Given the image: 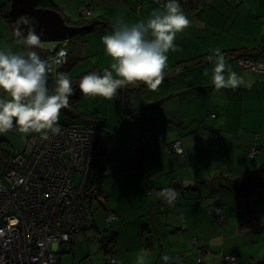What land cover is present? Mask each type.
<instances>
[{
    "label": "crops",
    "instance_id": "0c3cea01",
    "mask_svg": "<svg viewBox=\"0 0 264 264\" xmlns=\"http://www.w3.org/2000/svg\"><path fill=\"white\" fill-rule=\"evenodd\" d=\"M116 1L118 5H115ZM201 1V10L196 9L195 4L183 10L191 25L177 34V50L167 54L164 71L179 62L212 55V50L217 47L225 54L241 49L264 48V0ZM85 7L90 8L91 19L99 18L110 24L116 21L111 17L113 12L122 11L124 22L133 24L146 21L154 10L162 9L155 0H86L81 12ZM228 10L239 17L244 14L251 27L246 28L239 21L229 25L224 21ZM111 31L100 26L88 33L81 47L80 59L73 68L86 60H90L89 63L95 64L96 68L102 66L97 55L106 52L90 54L87 51L89 40L93 37L101 40ZM206 37L210 38L207 43L199 40ZM191 41H197V45L192 47ZM94 57L96 61H91ZM227 61L234 71L244 76L246 86L217 91L211 80L214 64L203 62L192 73L180 74L177 80H173L175 77L163 80L155 91L148 88V98L129 102V110L126 108L128 98L120 94L124 109L119 102H115L123 111L120 119L109 118L105 124L92 114L74 121L93 125L99 131V150L107 158V168L112 174L100 181H103L100 187L107 195L106 203L101 206L105 215L95 214L91 230L99 233L98 227L103 228L97 223L96 216H100L101 222H105L108 212L119 216L112 227L117 233L115 255L119 264H139L138 255L144 257V264H164L161 257L165 254L174 260L178 256V264H225L224 256L231 253L239 258L238 264H264V210H258V204L253 201L256 192L250 190L245 193L241 186L230 183L232 179L249 177L264 164V114H260L262 118L258 121V116L247 109L248 101L261 99L264 73L241 70L231 54ZM205 69L208 76L204 75ZM247 92L250 93L246 96ZM193 93L200 95L196 98L197 112L202 109L200 115L192 113L195 101L187 109L188 102L181 97ZM168 100H173L172 106L166 103ZM214 114L216 117L211 118ZM204 120L212 125H207L209 129L219 133L220 141L212 142L207 131L201 132ZM254 131H259V136L253 137ZM176 142H180L183 155L179 156L173 150L172 145ZM113 147L118 152V155L113 154L118 163L111 164L109 155ZM252 148L259 151L253 158L249 155ZM219 153H222L220 157ZM218 176L221 179L211 183L212 187L202 194L195 189V186L204 185L206 179ZM219 181L228 182L229 187L221 188ZM217 185L222 190L219 189L214 197L210 191ZM166 187H173L180 194L173 206L165 203L160 196ZM112 200L115 205L111 204ZM178 211L181 215L177 214ZM140 216L142 228H139ZM157 228L160 240L155 235ZM168 230L169 234H174L172 244L161 247L160 243L167 240L162 232ZM86 231L73 243H68L72 245L67 252H72V264H78L86 257H91L94 264L89 249L87 253L79 250L80 242L87 239L89 231ZM224 234L226 237H223ZM227 237L234 245L228 242ZM222 244H226V248ZM103 263L108 264L105 255Z\"/></svg>",
    "mask_w": 264,
    "mask_h": 264
},
{
    "label": "built area",
    "instance_id": "2783aa9c",
    "mask_svg": "<svg viewBox=\"0 0 264 264\" xmlns=\"http://www.w3.org/2000/svg\"><path fill=\"white\" fill-rule=\"evenodd\" d=\"M163 8L167 0H155ZM182 6L191 0H179ZM82 14L89 16L90 9ZM65 47L52 58L51 73L66 63ZM238 65L258 71L264 65L251 58L239 59ZM58 134L31 137L24 151L12 154L11 166L0 172V264H61L60 247L73 243L86 230L94 227L95 203L103 206L107 195L100 181L110 176L105 157L99 150V131L88 124H62ZM174 151L183 155L180 142ZM251 155L258 153L252 148ZM99 158V159H100ZM80 176L79 181L74 176ZM119 217L110 212L107 225ZM108 264L116 261L114 249L104 251ZM235 254L224 256L225 264H238ZM78 264H93L91 257Z\"/></svg>",
    "mask_w": 264,
    "mask_h": 264
},
{
    "label": "clouds",
    "instance_id": "9594fccd",
    "mask_svg": "<svg viewBox=\"0 0 264 264\" xmlns=\"http://www.w3.org/2000/svg\"><path fill=\"white\" fill-rule=\"evenodd\" d=\"M16 23L26 26V34L17 31L18 45L23 50L12 51L11 47L0 48V134L15 129L22 135L41 134L47 140L49 133L60 132L61 109L69 106L74 94L72 80L65 72H56L49 85L51 68L35 50L40 46L43 33L36 31L38 21L27 14L18 17ZM191 25L179 0H167L162 9L154 10L145 20L128 24L117 18L110 34L102 36L106 54L113 63L102 73L92 71L79 81V89L85 97H102L111 100L119 89L142 82L155 91L164 79L168 53L177 50L175 40L178 33ZM208 60L213 62L211 76L217 91L246 86L243 75L234 71L219 47L212 50ZM208 76V70H204ZM179 192L173 187L164 188L160 196L173 206ZM139 264L144 257L138 255ZM164 264H178L179 257L165 254ZM113 264H119L113 261Z\"/></svg>",
    "mask_w": 264,
    "mask_h": 264
},
{
    "label": "rangeland",
    "instance_id": "374dc122",
    "mask_svg": "<svg viewBox=\"0 0 264 264\" xmlns=\"http://www.w3.org/2000/svg\"><path fill=\"white\" fill-rule=\"evenodd\" d=\"M3 1L4 0H0V48L11 47L12 51L19 52L20 45H18L16 43L17 39H14V37H13L12 28L7 23V21L4 19V17L2 16V13H1ZM54 1L58 5V7L62 11V13L65 14L66 17L69 18L71 21L75 22V21H78L79 19L82 18L81 9L85 5L86 0H54ZM115 5H118L117 1L115 2ZM110 14H114V15H111V17H112V19H115V20L117 18H123V20H124V18H125L124 13L122 11L113 12ZM135 14L137 16H141L140 13H135ZM224 21L228 22L229 25L239 21L240 24H242V26H246V28L251 27L250 26L251 23L247 22V17L244 14H242V16L239 17L237 14L231 12L230 10L227 11L226 18ZM205 33L208 34L209 32L205 31ZM199 40L204 42V43H207V42H209L210 38H207V37L206 38H200ZM89 41H90V45H89V48L87 51L90 54L95 53L97 55L98 54L97 52L100 53L103 50H105L104 47L102 48V43H101L100 39L93 37ZM190 45L192 47L196 46L197 41H191ZM56 46H57V44L54 42H42V43H40V47L46 48V49H54ZM84 55H87V53H84ZM68 57L69 56L67 55L66 59H65L66 61L68 60ZM97 57H98L97 60L101 59V61H100L102 64V66H100L101 68L99 66L96 68L95 64H93L92 62H90L91 63L90 64L89 63L90 60H86L80 66L73 68L70 72V75L72 77H74L77 75H81L82 73L91 72L93 69L104 71L105 69H109L110 64L113 63L112 58L109 57L107 54H100L99 56L97 55ZM95 59H96V57L92 58L91 61H96ZM193 76H194L195 81H196L197 80L196 76L194 74H193ZM193 76H191L190 78H192ZM174 77H175V79L173 78V80H177L178 78L181 77V75H176ZM135 85H136L135 87H133L132 85H128V86L124 87V88H126V95L128 98L127 103L134 101L135 99H140V98L147 99L148 98V94L146 93V91L148 90V87L145 84H143L142 82H137ZM149 91H150V89H149ZM249 93L250 92H247V93H245V95L247 96ZM189 94L181 96V97H185V100H187V102L189 103V104L187 103L186 108L189 109V107L191 105L190 103L195 101V103L192 104L193 115L194 114L195 115L196 114L197 115L202 114V109L199 110L198 112L196 109L197 108L196 98L199 97L200 95L198 93H193L191 95H189ZM261 95H262L261 99L251 101V102L250 101L247 102V107H248L247 109H249L250 111L255 113L254 116H258V121L262 118L261 115L264 114V112H263L264 111V91H261ZM5 97H6V95H5ZM190 98H192L193 100H190ZM116 101L119 102L121 105V108L124 109V106L122 103V98H121L120 94H117L111 100H107V99H104V98L99 97V96H97V97H91V96L84 97L78 103V111L80 113H85L88 115L94 114V115L98 116L106 124L109 122L108 121L109 118L112 120L120 119V115L123 114V111L121 112L120 109L117 107V105L115 103ZM166 103H169L172 106L173 100H168ZM255 103H257V105H255ZM257 109H259V110H257ZM147 110H148V108H147ZM63 115L64 114L60 112L59 123H62V124L68 123V122H62V121H66L65 120L66 118L63 117ZM96 122L98 123V121H96ZM75 124H83V123H75ZM254 132L260 133L259 131H254ZM38 136H41V134L31 133L27 136H24V135L20 134L15 129V127L13 128V130H11L10 132H8L6 134H0V159L5 160L4 156L11 155L16 150L24 151L29 139L31 137H38ZM116 152H117V150H115L113 147L112 152L109 155L111 164L113 162L118 163V159L113 155V154L118 155V152L117 153ZM221 155H222V153L219 155V157ZM11 160H12V157H11ZM79 177L80 176L76 175V176H74V179H76V181H79ZM102 182H100L101 187H102V184H101ZM211 187H212L211 185H209L207 187L205 185H201L199 187V191L202 194L204 191H206V189H209ZM219 189L220 188L218 185L215 186V188L210 191V195H212V196L214 194H215V196L218 195ZM221 190L222 189H220V191ZM256 194L257 195L253 201L256 202V204H258V210L263 211L264 210V188L258 189L256 191ZM179 198H180V196L177 199H179ZM212 201L213 200L211 198V202ZM111 204L115 205L116 202H114V200H112ZM93 212H94V223H95V214L98 213V214H102L103 216L105 215V211L103 209H101V205L98 203L94 204ZM179 213L180 212L178 211L177 214H179ZM179 215H181V214H179ZM99 218H100L99 215H98V218L96 216V221L103 228L98 227L99 233H94V229H92V230L90 229L91 231L87 230V231H89V232L86 231L87 232V239H86V241L80 242V248H79L80 252H83V253H87L88 249L91 251V256H93V258H94V264H104L103 263L104 252L102 249L101 240L104 239V236H107L105 234L114 233V231L112 230V227L114 226V224H111V226H108L107 223H105L103 221L101 222V219H99ZM170 218H173V216H171ZM138 219H140L139 228H142L141 227V221H143L142 217L140 216V218H138ZM173 236H174L173 233H170L168 235L167 240H166V244H172L171 239L173 238ZM223 237H226V235L224 234ZM227 239H228L229 243L231 242L230 243L231 245H234V242H232L229 237H227ZM243 241L244 240H242V242ZM71 246L72 245H70L68 243L61 245V247H60V249H61L60 250V262H61V264H72V260H73L72 252L67 253L68 251L71 250L70 249ZM222 247L226 248V244H222ZM231 254H233V253H231Z\"/></svg>",
    "mask_w": 264,
    "mask_h": 264
},
{
    "label": "trees",
    "instance_id": "16d2710c",
    "mask_svg": "<svg viewBox=\"0 0 264 264\" xmlns=\"http://www.w3.org/2000/svg\"><path fill=\"white\" fill-rule=\"evenodd\" d=\"M201 3H202L201 0H191L189 5H186V6H182L181 5V7H182L183 10H186V9H189L190 7H192L195 4V6H197L196 9L201 10V6H200ZM10 4H11V0H5L4 3L2 4L1 13H2V16L4 17V19L7 21V23L12 28L14 39H19L20 37L17 36V31L18 30L16 29V26H15L14 22L12 21L10 15H9ZM39 7L44 8V9L45 8H52V9H55V10H57V11H59L61 13V10L59 9L58 5L54 2V0H41ZM84 9H90V8L85 7ZM62 15L64 16V14H62ZM90 15L89 16H85V15L82 14V18L79 19L78 21H75V22L71 21L69 18L64 16L66 22L69 25H74V26H87L88 25V26H90V28L87 29V30L82 31L81 33H79V34H77V35H75L73 37H71L69 40H67L65 42L58 43L57 46H56V51H54L53 49L50 50V49H46V48H41L40 46L37 49H35L39 53V55L41 56L42 59H45V60L48 61L49 67L52 66V58L57 54V51L60 48H62V47H65L67 49V53H68V56H69L68 60L66 61V63L63 66H57V69H56V72H65V73L69 74V76H70V78L72 80V87L74 89V94L69 98V106L67 108L61 109V113H63L65 115V116L63 115V117L66 118L65 119L66 121H62V122H68V123H63V124H75L74 121H77V120L80 121V120H83L84 117H88V116L91 117V115H92V114L88 115V114H85V113H80L78 111V103L85 97L81 93V91L79 89V81L82 78V76H84V75H86V74H88L90 72L82 73L81 75H77V76H74V77H72L70 75V72L73 69L74 65L76 63H78V61L80 59L81 47H82V45L84 43V40H85L87 34L90 33L91 31H93L94 29H96L97 27H100V26L103 27V28L112 29V25L113 24L112 23L110 24L109 22L104 21V20H100L99 18L98 19H91ZM22 50H23V45H20V50L19 51H22ZM226 53L227 54L224 53L226 59H227L228 55L231 54L236 59L237 63H238V60L242 59V58L243 59L251 58V59H255V60H257V61H259L261 63H264V61H262L264 48H262V49H260V48L259 49H253V50L241 49V50H236V52L230 51V52H226ZM209 56L210 55L199 56V57L191 59V60H186V61L179 62L178 64H176L172 68H169L168 70L164 71V79L163 80L164 81H169V79H172L176 75L188 73L190 71L192 72L199 64H201L203 62L211 63V61L208 60ZM239 68L241 70H244V71L250 72V73H253V72L264 73V68L262 70H258V71H249V70H246L244 68H241L240 66H239ZM92 71H98V72H101V73L103 72V71L96 70V69H93ZM55 73H52L49 76V85L50 86L52 85ZM117 93L121 94L123 96V98L127 97L126 88H124V87L119 89ZM5 95L6 94L3 93L2 90H0V97H5ZM127 104L128 103H126V108L128 109V105ZM215 117H216L215 114L211 115V118H215ZM207 125L208 124H206L205 120L203 122H201V132L207 131L208 135H209L208 136L209 140L212 141V142L220 141L221 140V136L219 135V133L216 130H214V129L211 130V129L208 128V126H212V125H208V126ZM255 136H259V133H253V137H255ZM255 145H257V144H255ZM172 148H173V146H172ZM12 154L4 156L5 160L0 159V172H4V171H6L7 169L10 168ZM257 154L251 155V153H249L250 157H252V158L256 157ZM177 155H179V154H177ZM99 158H98L97 163H99V162L102 163L103 162L105 164V167H106L107 166V161H106L107 158H105L104 156L102 158H100V159ZM218 179H221V177L218 176L217 178L214 177V178L209 179V180L206 179L203 184L209 186L211 183L215 182ZM219 183H220L219 185H221L220 187L223 188V189L225 187H227V188L229 187V186H227L228 182L224 184V182L219 181ZM230 183L232 185L238 184V186H241L242 191L245 192V193H249L250 190H252L253 192H256L258 189L264 188V164L262 166H260L259 168H257L255 171H253L249 175V177H247L245 179H232L230 181ZM214 197H215V194H214ZM108 213H110V212H108ZM105 223H106V218H105ZM169 232H170L169 230H168V232H166V231L162 232V236L163 237H168ZM159 233H160V231H158V228H157L156 231H155V235H157V237L159 238L158 240H160V237H161L159 235ZM109 235L104 236V239L101 240L102 249H103V251H105L107 246H112L113 249H114V258L117 261V257L115 255V253H117V251H116V245H117L116 236H117V233L114 232L112 234L110 233ZM164 244H166V243L165 242H161L160 246L162 247V246H164Z\"/></svg>",
    "mask_w": 264,
    "mask_h": 264
},
{
    "label": "water",
    "instance_id": "95a60500",
    "mask_svg": "<svg viewBox=\"0 0 264 264\" xmlns=\"http://www.w3.org/2000/svg\"><path fill=\"white\" fill-rule=\"evenodd\" d=\"M41 0H11L9 15L14 22L16 29L21 34H26V26L16 23L18 17L27 14L34 17L38 24L36 31L43 33L42 42L61 43L69 40L71 37L90 28V26H74L69 25L64 16L57 10L52 8H41ZM56 51V48L54 49ZM179 186V183L177 184ZM208 186V185H206ZM195 189L199 190L198 186Z\"/></svg>",
    "mask_w": 264,
    "mask_h": 264
}]
</instances>
